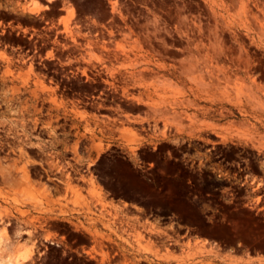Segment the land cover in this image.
<instances>
[{
  "label": "rangeland",
  "instance_id": "374dc122",
  "mask_svg": "<svg viewBox=\"0 0 264 264\" xmlns=\"http://www.w3.org/2000/svg\"><path fill=\"white\" fill-rule=\"evenodd\" d=\"M3 1L0 261L264 254V0Z\"/></svg>",
  "mask_w": 264,
  "mask_h": 264
},
{
  "label": "crops",
  "instance_id": "0c3cea01",
  "mask_svg": "<svg viewBox=\"0 0 264 264\" xmlns=\"http://www.w3.org/2000/svg\"><path fill=\"white\" fill-rule=\"evenodd\" d=\"M197 242H199V239L195 238H192L191 241H188V239H186L180 242L179 247L176 250L177 252L175 254L177 256V260H180L184 264L187 263L182 254V251H187L188 244L191 243V245H193L192 252L197 255L195 260L198 261L200 260L206 263L229 261V264H264V254H247L246 252L236 254L231 250L223 251L222 249L216 248L213 245H207L204 248L201 245L200 247H196ZM80 252L86 255L87 257H90L91 255V250L89 248L85 250H80ZM164 254L165 252H161L159 255L165 256L166 254ZM173 260L174 259H170V261Z\"/></svg>",
  "mask_w": 264,
  "mask_h": 264
},
{
  "label": "flooded vegetation",
  "instance_id": "af4514ba",
  "mask_svg": "<svg viewBox=\"0 0 264 264\" xmlns=\"http://www.w3.org/2000/svg\"><path fill=\"white\" fill-rule=\"evenodd\" d=\"M22 2H26L28 0H21ZM7 2L4 0L2 3ZM17 13L12 11L11 8L0 7V24L3 23L4 27H10V23L14 22L13 17L16 16ZM14 27H17L14 25Z\"/></svg>",
  "mask_w": 264,
  "mask_h": 264
},
{
  "label": "bare ground",
  "instance_id": "6f19581e",
  "mask_svg": "<svg viewBox=\"0 0 264 264\" xmlns=\"http://www.w3.org/2000/svg\"><path fill=\"white\" fill-rule=\"evenodd\" d=\"M50 1V0H49ZM32 3V2H31ZM37 3V2H36ZM28 10L30 11V12H38V10H39V8L37 7V5L35 4V2L33 3V4H30V6L28 7ZM72 11V10H71ZM71 11H70V14H71ZM35 14V13H34ZM73 15V14H72ZM71 16V15H70ZM67 27V26H66ZM65 27V28H66ZM68 31V30H67ZM28 234H29V232H28ZM49 240V237H47V235H46V240ZM47 240V241H48ZM139 244H141L140 242H139ZM144 250V249H143ZM144 253V252H143ZM153 253V252H152ZM210 254V253H209ZM165 255V254H164ZM215 256V255H214ZM158 257V256H157ZM228 257V256H227ZM156 258V257H155ZM175 260V259H174ZM21 260H16V261H13V260H5V261H0V264H21V262H20ZM23 261H25V259H23ZM178 261V260H177ZM178 262H181V261H178ZM210 262V261H209ZM229 261H226V262H224V263H226V264H229L228 263ZM181 264V263H180ZM184 264V263H183ZM186 264V263H185Z\"/></svg>",
  "mask_w": 264,
  "mask_h": 264
}]
</instances>
